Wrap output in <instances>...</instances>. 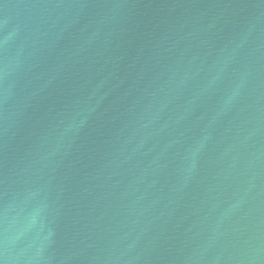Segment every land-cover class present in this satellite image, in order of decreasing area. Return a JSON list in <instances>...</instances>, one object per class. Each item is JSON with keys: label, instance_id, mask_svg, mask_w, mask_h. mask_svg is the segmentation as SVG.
Here are the masks:
<instances>
[{"label": "water", "instance_id": "95a60500", "mask_svg": "<svg viewBox=\"0 0 264 264\" xmlns=\"http://www.w3.org/2000/svg\"><path fill=\"white\" fill-rule=\"evenodd\" d=\"M0 264H264V0H0Z\"/></svg>", "mask_w": 264, "mask_h": 264}]
</instances>
